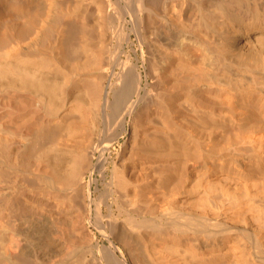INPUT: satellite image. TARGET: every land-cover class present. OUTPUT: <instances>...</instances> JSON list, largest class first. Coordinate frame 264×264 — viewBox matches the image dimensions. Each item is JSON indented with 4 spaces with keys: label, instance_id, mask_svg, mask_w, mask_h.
I'll return each instance as SVG.
<instances>
[{
    "label": "bare ground",
    "instance_id": "bare-ground-1",
    "mask_svg": "<svg viewBox=\"0 0 264 264\" xmlns=\"http://www.w3.org/2000/svg\"><path fill=\"white\" fill-rule=\"evenodd\" d=\"M0 264H264V0H0Z\"/></svg>",
    "mask_w": 264,
    "mask_h": 264
}]
</instances>
